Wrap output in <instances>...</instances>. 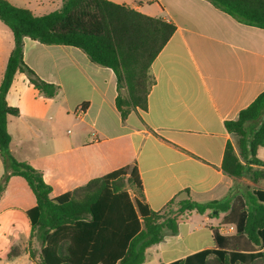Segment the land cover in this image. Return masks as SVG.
Masks as SVG:
<instances>
[{
  "label": "crops",
  "instance_id": "obj_1",
  "mask_svg": "<svg viewBox=\"0 0 264 264\" xmlns=\"http://www.w3.org/2000/svg\"><path fill=\"white\" fill-rule=\"evenodd\" d=\"M8 1L37 16L63 4V0ZM109 1L176 27L151 65L154 85L147 110L138 109L123 119L116 105L118 85L111 68L92 62L79 48L46 45L27 37L25 63L59 91L55 97H45L26 74L15 75L7 94L8 105L19 110L17 116L8 118L13 156L42 171L44 179L51 171L47 179L53 197L136 165L145 201L153 211L162 210L177 196L206 204L224 201L234 190L238 203L245 204V189L223 171L228 143L238 150L237 139L225 123L235 120L264 91V29L239 22L209 0ZM14 47L13 32L0 20V85ZM257 157L264 162V146ZM4 173L0 156V181ZM246 183L264 204V179ZM35 205L27 182L12 177L0 200V220L12 233L5 232L9 242L0 248V264H41V244L36 247V240L31 241L26 214ZM231 216L230 212L219 216L209 211L190 213L176 234H167L147 249L144 264H192L201 262L198 254L205 251L212 255L236 252L232 247L237 241H229V245L216 241V235H238L237 221L227 220ZM248 240L242 233L247 247L240 253L264 251V229L259 244ZM15 245L23 252L9 260Z\"/></svg>",
  "mask_w": 264,
  "mask_h": 264
},
{
  "label": "trees",
  "instance_id": "obj_2",
  "mask_svg": "<svg viewBox=\"0 0 264 264\" xmlns=\"http://www.w3.org/2000/svg\"><path fill=\"white\" fill-rule=\"evenodd\" d=\"M209 1L239 22L264 29V0ZM0 20L13 32L15 40L0 85V156L5 168L0 181V200L12 177H22L27 182L36 205L26 214L32 228L31 241L38 239L41 244V264H144L147 249L159 244L167 234H176L179 224L190 213L208 211L212 216L230 212L232 216L227 220L237 221L236 237L216 235L217 243L229 245V241H237L232 242V250L236 252L227 255L216 251L212 255L205 251L198 254L201 262L192 264H264V251L250 254L239 251L247 247L242 233L248 241L259 244L260 231L264 229V204L246 183L264 179L261 169L264 162L257 157L259 148L264 146V91L235 120L225 123L228 132L238 138V150L228 143L223 171L245 189V204L238 203L240 198H236L237 190H234L226 200L206 204L177 196L162 210L153 211L145 201L136 165L124 166L74 191L53 197V187L45 183L43 172L17 160L11 152L8 118L17 116L19 110L8 105L7 94L15 75L26 74L45 97H55L59 91L57 85L41 79L25 63L24 39L76 47L92 62L111 68L118 85L116 105L125 119L133 111L147 110L154 85L151 65L176 27L109 0H63L58 10L42 16L0 0ZM22 252L15 245L8 259L13 260ZM31 256L34 257L33 252Z\"/></svg>",
  "mask_w": 264,
  "mask_h": 264
},
{
  "label": "clouds",
  "instance_id": "obj_3",
  "mask_svg": "<svg viewBox=\"0 0 264 264\" xmlns=\"http://www.w3.org/2000/svg\"><path fill=\"white\" fill-rule=\"evenodd\" d=\"M52 175L51 171L45 173V183H48V177ZM17 228H20V225H17ZM8 231L3 225L2 220H0V248H3L5 244H7L8 236L5 235V232ZM8 235H12L11 231H8ZM18 238V237H17Z\"/></svg>",
  "mask_w": 264,
  "mask_h": 264
},
{
  "label": "rangeland",
  "instance_id": "obj_4",
  "mask_svg": "<svg viewBox=\"0 0 264 264\" xmlns=\"http://www.w3.org/2000/svg\"><path fill=\"white\" fill-rule=\"evenodd\" d=\"M236 139H237V143H238V138L236 137ZM35 240H36L35 246H36V247H39V245H40V241H39L38 239H35Z\"/></svg>",
  "mask_w": 264,
  "mask_h": 264
},
{
  "label": "built area",
  "instance_id": "obj_5",
  "mask_svg": "<svg viewBox=\"0 0 264 264\" xmlns=\"http://www.w3.org/2000/svg\"><path fill=\"white\" fill-rule=\"evenodd\" d=\"M82 111H83V110H82V108H81V109L78 110V113L80 114Z\"/></svg>",
  "mask_w": 264,
  "mask_h": 264
},
{
  "label": "water",
  "instance_id": "obj_6",
  "mask_svg": "<svg viewBox=\"0 0 264 264\" xmlns=\"http://www.w3.org/2000/svg\"><path fill=\"white\" fill-rule=\"evenodd\" d=\"M215 214H218V211H214Z\"/></svg>",
  "mask_w": 264,
  "mask_h": 264
}]
</instances>
